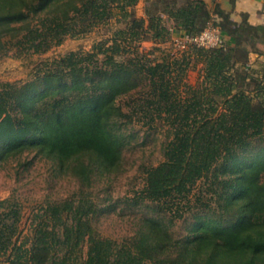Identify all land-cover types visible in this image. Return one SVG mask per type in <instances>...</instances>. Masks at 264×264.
Instances as JSON below:
<instances>
[{"label": "trees", "instance_id": "obj_1", "mask_svg": "<svg viewBox=\"0 0 264 264\" xmlns=\"http://www.w3.org/2000/svg\"><path fill=\"white\" fill-rule=\"evenodd\" d=\"M138 2L0 0V58L46 52L113 18L124 26L111 39L136 47L122 63L101 42L25 83H0V166L35 151L79 181L73 197L34 213L27 233L20 205L0 201L5 264H264V72L250 64L252 53L264 57V25L236 22L204 0H145L140 17ZM210 24L224 46L189 45L178 56L158 45ZM145 40L163 56L149 58L137 46ZM131 123L166 127L168 138L136 196L153 214L118 241L95 228L101 209L90 190L96 176L122 171ZM188 214V233L175 237L171 226Z\"/></svg>", "mask_w": 264, "mask_h": 264}, {"label": "rangeland", "instance_id": "obj_2", "mask_svg": "<svg viewBox=\"0 0 264 264\" xmlns=\"http://www.w3.org/2000/svg\"><path fill=\"white\" fill-rule=\"evenodd\" d=\"M143 3L135 6L138 16L144 13ZM121 15V13L119 12ZM124 26L113 18L94 27L85 34L68 36L64 41L52 46L46 52L36 53L33 50L19 52L15 49L0 58V83H25L31 80L42 68L55 70L62 56L71 51L98 49L99 43L105 42L112 47V53L119 62H126L135 56V46L120 40L111 39L117 28ZM180 35L174 34L173 38ZM173 38L167 44H158L163 50H171L181 56L182 48L174 44ZM139 48L149 54V58L163 56L161 50L152 41H141ZM189 46V45H188ZM191 51H188V55ZM195 56V55H194ZM193 56V58H194ZM99 58H103L100 54ZM250 64L256 76L264 72V57L251 59ZM201 63L192 66L187 80L195 84L200 75ZM127 132L132 134L130 143L123 151V169L118 174L96 176L91 188L92 196L101 209L93 224L104 237L122 241L135 233L138 219L143 215L153 214L151 202L137 201L136 196L144 185L145 169L157 165L163 159V146L167 141L166 127L151 129L142 124L131 123ZM79 189V181L69 172L62 171L58 163L50 158L26 152L12 158L0 166V201L11 199L22 208L20 229L24 233L31 229L34 213L42 211L49 204L61 202L73 197ZM149 204H151L149 206ZM155 205V204H154ZM193 219L191 215L177 221L171 226L175 237L188 233ZM4 257L0 264H5Z\"/></svg>", "mask_w": 264, "mask_h": 264}, {"label": "crops", "instance_id": "obj_3", "mask_svg": "<svg viewBox=\"0 0 264 264\" xmlns=\"http://www.w3.org/2000/svg\"><path fill=\"white\" fill-rule=\"evenodd\" d=\"M210 9L219 6L222 10L230 13L231 18L236 22L247 20L252 25H264V0H204ZM145 0H139L137 5ZM136 5V6H137ZM145 14L142 13L141 16ZM140 16V17H141ZM178 33V32H176ZM177 35H181L179 32ZM262 57L256 53L251 54V59L258 60Z\"/></svg>", "mask_w": 264, "mask_h": 264}, {"label": "built area", "instance_id": "obj_4", "mask_svg": "<svg viewBox=\"0 0 264 264\" xmlns=\"http://www.w3.org/2000/svg\"><path fill=\"white\" fill-rule=\"evenodd\" d=\"M169 30L172 32L174 31L172 27L169 28ZM173 41L177 47L182 49L187 48L188 45L204 47H222L225 45V40L222 36L220 28L213 24H210L198 35L190 36L189 34H184L173 38Z\"/></svg>", "mask_w": 264, "mask_h": 264}]
</instances>
